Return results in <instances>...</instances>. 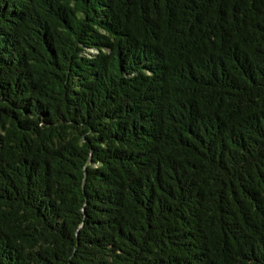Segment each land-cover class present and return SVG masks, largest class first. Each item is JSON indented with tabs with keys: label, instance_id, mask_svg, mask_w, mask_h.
<instances>
[{
	"label": "trees",
	"instance_id": "1",
	"mask_svg": "<svg viewBox=\"0 0 264 264\" xmlns=\"http://www.w3.org/2000/svg\"><path fill=\"white\" fill-rule=\"evenodd\" d=\"M0 264H264V0H0Z\"/></svg>",
	"mask_w": 264,
	"mask_h": 264
}]
</instances>
